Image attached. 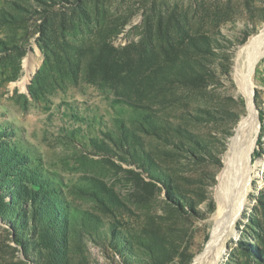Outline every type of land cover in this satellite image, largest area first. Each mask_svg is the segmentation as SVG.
Returning <instances> with one entry per match:
<instances>
[{"label": "rangeland", "instance_id": "obj_1", "mask_svg": "<svg viewBox=\"0 0 264 264\" xmlns=\"http://www.w3.org/2000/svg\"><path fill=\"white\" fill-rule=\"evenodd\" d=\"M263 26L264 0H0V264H264ZM241 75L249 183L204 254Z\"/></svg>", "mask_w": 264, "mask_h": 264}, {"label": "bare ground", "instance_id": "obj_2", "mask_svg": "<svg viewBox=\"0 0 264 264\" xmlns=\"http://www.w3.org/2000/svg\"><path fill=\"white\" fill-rule=\"evenodd\" d=\"M263 49L264 26L257 35L250 38L247 47L244 48V60L247 62L249 67H253L254 64L257 63L263 53ZM239 80L241 81L240 83L243 87V95L247 101V112L241 118L235 130V135L231 138L229 148L225 153L224 167L219 174L220 182L216 192L218 211L212 219V226L214 227L212 242L205 249L204 254H211L213 251H218L217 246H219L227 236L224 235V232L222 231L224 219L227 217V223L229 224V227L234 223L242 207L245 192L249 183V171L248 168H246V165L250 159L254 141L258 132L256 123L257 116L252 102V86L246 83V80L242 78V75L240 76ZM237 164L239 166L241 176L243 179H245V182L230 188L231 183L228 182L229 176L232 174V172L237 170ZM229 190L231 191V195L228 194Z\"/></svg>", "mask_w": 264, "mask_h": 264}, {"label": "trees", "instance_id": "obj_3", "mask_svg": "<svg viewBox=\"0 0 264 264\" xmlns=\"http://www.w3.org/2000/svg\"><path fill=\"white\" fill-rule=\"evenodd\" d=\"M257 144V143H256Z\"/></svg>", "mask_w": 264, "mask_h": 264}]
</instances>
